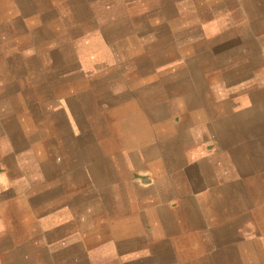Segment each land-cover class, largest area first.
<instances>
[{
  "label": "crops",
  "instance_id": "crops-1",
  "mask_svg": "<svg viewBox=\"0 0 264 264\" xmlns=\"http://www.w3.org/2000/svg\"><path fill=\"white\" fill-rule=\"evenodd\" d=\"M0 2V264H264V0Z\"/></svg>",
  "mask_w": 264,
  "mask_h": 264
},
{
  "label": "rangeland",
  "instance_id": "rangeland-1",
  "mask_svg": "<svg viewBox=\"0 0 264 264\" xmlns=\"http://www.w3.org/2000/svg\"><path fill=\"white\" fill-rule=\"evenodd\" d=\"M2 6L0 2V70L9 68L17 71L20 70L22 64L20 58L22 48L18 35L27 33L28 30H24L19 23L12 22V16L4 13ZM9 43H12V48H8ZM9 65H13V67ZM36 112L35 110H30V116L36 117Z\"/></svg>",
  "mask_w": 264,
  "mask_h": 264
}]
</instances>
